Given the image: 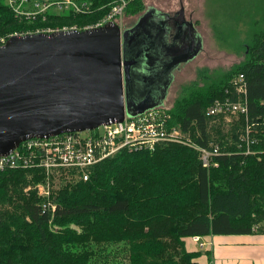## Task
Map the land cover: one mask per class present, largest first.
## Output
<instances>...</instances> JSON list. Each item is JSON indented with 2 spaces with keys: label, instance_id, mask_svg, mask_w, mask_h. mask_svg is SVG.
Wrapping results in <instances>:
<instances>
[{
  "label": "trees",
  "instance_id": "16d2710c",
  "mask_svg": "<svg viewBox=\"0 0 264 264\" xmlns=\"http://www.w3.org/2000/svg\"><path fill=\"white\" fill-rule=\"evenodd\" d=\"M89 1L85 14L63 12L42 24L93 23L120 0ZM36 24L14 18L0 0L1 34ZM256 37L234 73L244 78L246 116L224 124L205 114L214 98H236L234 75L190 90L167 108L168 126L189 132L198 145L218 146L216 166L206 168L195 150L174 142L151 151L123 149L92 165L85 180L63 178L54 208L25 190L42 172L0 171V264H77L80 251L63 242L87 245L90 239L126 240L128 264H198L200 251L188 250L186 237L264 233V31ZM245 127L253 138L247 153L239 139ZM72 221L81 229L60 233L65 238L58 241L47 229L52 222L67 227Z\"/></svg>",
  "mask_w": 264,
  "mask_h": 264
},
{
  "label": "water",
  "instance_id": "95a60500",
  "mask_svg": "<svg viewBox=\"0 0 264 264\" xmlns=\"http://www.w3.org/2000/svg\"><path fill=\"white\" fill-rule=\"evenodd\" d=\"M161 21L150 6L123 30L107 22L9 36L0 45V154L29 137L89 130L160 105L170 70L201 46L161 64Z\"/></svg>",
  "mask_w": 264,
  "mask_h": 264
},
{
  "label": "built area",
  "instance_id": "2783aa9c",
  "mask_svg": "<svg viewBox=\"0 0 264 264\" xmlns=\"http://www.w3.org/2000/svg\"><path fill=\"white\" fill-rule=\"evenodd\" d=\"M12 16L18 20L37 22L32 30L14 31L10 34L0 33V45L10 35L30 32H51L65 29H86L100 26L107 22L119 23L126 0H120L110 10L94 23L70 25L42 24L49 17L59 13L69 12L85 14L91 9L89 0H4ZM39 23V24H38ZM39 25V26H38ZM233 94L214 98L206 107L205 114L211 117V122L218 117L225 119L229 115L247 114L244 78L237 74L231 79ZM227 91V90H226ZM169 113L160 105L143 110L135 115L124 113L120 120L100 124L89 130L65 131L46 137H29L19 143L6 154H0V171L9 169H31L42 172V183L37 184V193L42 196L43 207L54 208L51 199V177L60 171L70 170L83 180L89 178L92 165L116 152L127 150L155 149L160 143L184 142L180 138V127L168 126ZM245 127L239 139L245 144V152H249V144L253 138ZM198 158L206 168L216 166L215 155L219 153L217 145L204 147L196 144ZM198 242L199 236H192ZM202 242L200 243V245Z\"/></svg>",
  "mask_w": 264,
  "mask_h": 264
},
{
  "label": "rangeland",
  "instance_id": "374dc122",
  "mask_svg": "<svg viewBox=\"0 0 264 264\" xmlns=\"http://www.w3.org/2000/svg\"><path fill=\"white\" fill-rule=\"evenodd\" d=\"M127 2L126 0L125 7ZM179 4L183 7L185 16H191L197 34L200 36L201 46L192 58L181 61L182 63L178 64L179 68L173 70L172 82L161 104L165 109L172 107L178 98L185 93L187 95L190 90L205 87L217 82L220 78L235 76V71L249 55V44L257 38L258 33L264 31V0H130L127 8L124 7L125 10L123 9L118 17L120 21L117 24L122 30L130 27L136 23L138 15L150 6L157 13L163 12L170 15L179 9ZM79 25L83 26V24ZM237 116L229 115L223 119V123H233ZM181 132L180 139L184 142L174 143L185 145L196 151L194 146L197 143L191 138L189 132L183 130ZM63 178L70 183L77 179L75 175L67 171L59 175L54 174L50 183L51 199L55 200V191L63 182ZM42 181V179L34 181L25 187V190L32 189L36 194V185L41 184ZM36 195L39 201L43 200L40 194ZM47 229L56 235L55 238L58 241L65 238L59 235L60 233H69L70 230L79 231L81 228L79 223L72 221L67 224V227H64L63 223L52 222L48 224ZM124 241L126 240L90 239L85 245L81 241L69 240L64 241L63 246L65 248L73 246L74 251H80L77 264H128L131 259L127 256ZM184 241L188 250L201 249L190 237H186ZM200 253L204 255L201 250Z\"/></svg>",
  "mask_w": 264,
  "mask_h": 264
},
{
  "label": "crops",
  "instance_id": "0c3cea01",
  "mask_svg": "<svg viewBox=\"0 0 264 264\" xmlns=\"http://www.w3.org/2000/svg\"><path fill=\"white\" fill-rule=\"evenodd\" d=\"M193 243L204 254L197 256L198 264H264V233L209 234Z\"/></svg>",
  "mask_w": 264,
  "mask_h": 264
},
{
  "label": "flooded vegetation",
  "instance_id": "af4514ba",
  "mask_svg": "<svg viewBox=\"0 0 264 264\" xmlns=\"http://www.w3.org/2000/svg\"><path fill=\"white\" fill-rule=\"evenodd\" d=\"M180 7L181 6L179 4V9ZM179 9L177 11H174L170 15L164 14L163 12L162 13L158 12L162 20L161 22H163L165 29H166L165 40L162 46V50H160V58L162 61L161 64H164L169 60H173L175 56H180L183 54V52L185 53L190 52L193 49V46L195 45L196 41L200 40L199 34H197L195 27L193 28L194 24L191 20V16H185L184 11H183V14H181L179 12ZM141 14H139L138 17ZM187 22H190L191 24L188 23L189 24L188 25ZM178 66L179 65H174V67L170 70L171 78H170V81L168 82L166 93L173 79L172 77L173 70L178 69L179 68ZM160 68L161 66L159 67V69ZM166 93H165V96H166ZM165 96L163 97L161 104L163 103Z\"/></svg>",
  "mask_w": 264,
  "mask_h": 264
}]
</instances>
